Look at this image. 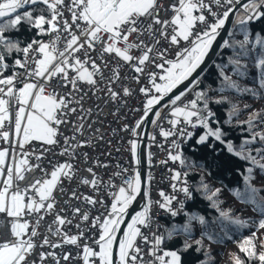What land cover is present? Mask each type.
<instances>
[{"label":"snow or ice","instance_id":"1","mask_svg":"<svg viewBox=\"0 0 264 264\" xmlns=\"http://www.w3.org/2000/svg\"><path fill=\"white\" fill-rule=\"evenodd\" d=\"M230 16L243 39L223 40L233 55L228 65H216L219 86L200 88L205 61ZM257 23L264 24V0H0V264H183L196 224L200 239L193 243L206 257L200 264L210 256L205 239L223 243L245 231L231 264H264V188L253 183L257 171L264 177V109L239 121L241 109L227 95L264 100V29L253 32ZM21 25L34 35L13 36ZM248 60L251 65L242 62ZM229 65L237 79L225 72ZM249 75L253 86L241 87L239 79ZM209 91L220 95L213 99ZM187 93L194 98L184 103ZM138 94L142 109L134 111L143 115L123 130L137 137L149 113L161 117L155 106L167 97L171 127L160 135L191 138L186 128L202 126L196 144L215 152L218 142L244 161L242 187L230 194L253 216L222 208L221 188H211L203 175L189 185L190 170L205 166L185 157L177 139L171 143L178 150L168 156L181 171L170 169V186L184 200L161 191L153 202L138 171L129 179H123L127 169L108 174L109 164L88 151L104 139L96 125L105 108L115 116ZM210 103H227L225 123L237 118L246 126L238 145L223 127L210 126L216 116ZM129 144L139 164L137 139ZM194 191L216 211L212 220L185 210ZM138 196L140 210L125 220ZM153 203L171 217L183 210L186 219L149 240L144 230L151 228ZM175 236L185 237L182 247L164 249Z\"/></svg>","mask_w":264,"mask_h":264},{"label":"trees","instance_id":"2","mask_svg":"<svg viewBox=\"0 0 264 264\" xmlns=\"http://www.w3.org/2000/svg\"><path fill=\"white\" fill-rule=\"evenodd\" d=\"M24 9H21L22 12ZM235 19V17H234ZM233 19V20H234ZM253 32L260 31L264 29V24L257 23L252 25ZM235 33L233 37L227 36L226 39L242 40V35L238 32V29L231 30ZM13 36H20L22 38H29L34 33L26 31V26L21 25L20 31L18 33H11ZM233 55V50L228 47L219 48L218 52L215 55L213 63L205 71L206 75L203 77L204 89H216L219 86L218 80V70L216 68L217 64L228 65L229 57ZM251 65V60L242 61ZM225 72L229 75H232L233 79H237L235 75L232 74L231 66L226 67ZM252 77L249 75L246 78L239 79V84L241 87H252ZM209 95L213 99L218 98L220 93L209 91ZM229 95L232 103L238 105L241 109L238 120H246L248 114L252 110H261L264 109V100L253 99L248 94H237V93H227ZM245 105H248V108H245ZM210 106H213L216 110L217 118L219 124L212 123L211 127L221 126L223 127L226 136L228 139L232 140L234 144L238 145L241 142V139L247 135V132L244 131V127L237 122V118H233L230 124L225 123L227 120V110L229 105L227 103L222 105H217L215 103H210ZM205 129H201L196 135L189 141L188 145L185 147L183 155L189 159L196 160L199 164H203L205 167L203 169L197 167L190 170L189 176L192 178L193 185L197 184L201 178V175L204 176L205 182L209 184L211 188H221L220 200L222 201L221 207L224 209H232L237 214L243 217H251L254 214L243 204L238 202L230 194V189L234 187H242V178L238 172L243 171L245 167V162L238 160L236 157L229 155L218 142L215 144L216 151L213 152L206 145L196 144L198 136ZM208 143H213L210 138ZM209 172L211 173L209 175ZM253 183L260 188H264V177H261L257 171L256 179ZM264 194V193H262ZM187 211L195 212L197 214L205 215L209 220H212L216 215V211L209 207V202L205 200L199 192L194 191V199L190 201L187 207ZM186 217L181 215L176 218H166L163 220L164 225V234L165 230L170 228L173 225L183 224ZM245 231L242 234H237L234 236L233 240H225L223 243H209L206 239L204 240L205 249L210 253L208 259V264H231V254L238 252L237 244L242 238V235H247ZM185 237L175 236L171 240H166L163 247L165 249H179L182 247ZM196 239H200V226L196 224L193 228L192 236L188 239V242L192 245L187 251H182V260L183 264H200L201 261L206 259L204 255V250L200 252L196 251V245L193 243Z\"/></svg>","mask_w":264,"mask_h":264},{"label":"built area","instance_id":"3","mask_svg":"<svg viewBox=\"0 0 264 264\" xmlns=\"http://www.w3.org/2000/svg\"><path fill=\"white\" fill-rule=\"evenodd\" d=\"M200 27L202 28L203 26L201 25ZM192 98H194V94L187 93L186 96L182 98V101L184 103H187V101ZM141 100H142V94H138L129 98L127 105L122 106L120 111L117 112L115 116L108 115L107 113L109 112V109L105 108L104 113L101 116L103 123L96 125L97 127L100 128V132L103 133L104 139L96 143L94 153H92L91 149H89L88 151L90 152V154L99 156L100 159L104 160L109 164V169H108L109 175L113 171H120L122 169H127V172L124 173L123 179H129L130 177H133L137 171L140 173V163L137 164L135 160H133L130 152V144H129L130 139H137L139 157H140V147L142 146V144H144V151H145L144 153L147 159L146 187L148 183L147 190L150 192V197L153 200V202L160 199L159 193L161 191H164L166 194L169 195H176L177 200H184L185 198L183 196V193L179 191L173 192L170 186L171 184L170 169L181 171L179 164L173 163L169 159L168 156L169 152L175 153L178 150L172 146L171 142L173 139H177V143L180 145L179 150H182V152H184V149L188 145L189 141L196 135V133H198L201 129H203V127L197 126L195 128H191V127L186 128L187 131H191L193 133L191 138L186 137L183 139H179L173 136L165 139L160 135V129L163 128L165 130H169L171 127L169 124V120L171 119L170 116L171 106L167 103L158 110L161 112L160 118H157L154 115L153 120H157V123L155 125L151 123L149 135L147 139H144L143 137L145 122L141 125V128L137 130L139 135L137 137H132L126 130H123V125L128 124L129 127H134L136 122L141 119L143 115L142 110L134 111V109H142ZM89 103H91V101H89ZM210 108L212 109L213 112L216 113V110L213 106H210ZM112 110L115 111V109ZM217 120L218 118L216 114L215 120L212 123H215V121ZM180 127L183 128L185 126L181 124ZM153 137L154 139H152ZM101 153H103V155H101ZM149 153L151 154V160H149ZM84 174L86 175V173ZM149 176L151 177L150 181L148 179ZM188 181H189V185H193V181L190 176L188 177ZM120 182L121 181L119 179L116 180L117 184H119ZM190 201L191 200L185 202V210H187ZM142 203L143 201L141 200L140 201L141 206ZM173 206L176 208L179 207L176 201L173 202ZM100 211L103 212V209L101 208ZM152 215H153V222L151 228L144 230L145 234L149 236V240L152 239V235H151L152 232H155L156 235H164V225H163L164 219L179 217L181 215H184V211L181 210L179 215H177L176 217H171L170 214L163 212L158 208V205L153 203ZM4 230H5L4 225L0 223V232ZM150 259L151 258L147 254L144 255L145 262L149 261Z\"/></svg>","mask_w":264,"mask_h":264},{"label":"water","instance_id":"4","mask_svg":"<svg viewBox=\"0 0 264 264\" xmlns=\"http://www.w3.org/2000/svg\"><path fill=\"white\" fill-rule=\"evenodd\" d=\"M234 19V16H230L229 21L226 22L225 28L220 30V35L217 37V40L213 43L212 50L209 54V58L206 59L205 61V71L208 69V67L213 63L215 59V55L218 52L219 48H221L222 42L224 39L227 38L228 36V31L231 30L232 27V21ZM187 83V82H185ZM200 88H204V82L200 85ZM179 90H183V85L180 86ZM179 90H174V92H178ZM172 95V94H169ZM168 103V98L166 97L163 101H161L160 105L155 106V110H159L162 106ZM154 114L149 113V117L145 120L144 124V133L143 137L144 139L148 138L149 135V130L151 126V121L153 120ZM144 144L140 147V174H141V179H142V187L146 189V164H147V159L146 155L144 153ZM141 198L138 196L136 201L133 202V204L129 207L128 209V215L125 216V220H130L131 215L134 214L135 211L140 210L141 205H140ZM122 227H126V224L122 225Z\"/></svg>","mask_w":264,"mask_h":264},{"label":"rangeland","instance_id":"5","mask_svg":"<svg viewBox=\"0 0 264 264\" xmlns=\"http://www.w3.org/2000/svg\"><path fill=\"white\" fill-rule=\"evenodd\" d=\"M205 131H206V130H204L200 135L204 134ZM200 135H199V136H200ZM199 136H198V138H199ZM147 187H148V183H147ZM147 187H146V189H147Z\"/></svg>","mask_w":264,"mask_h":264}]
</instances>
